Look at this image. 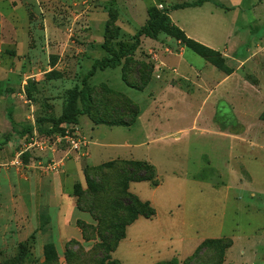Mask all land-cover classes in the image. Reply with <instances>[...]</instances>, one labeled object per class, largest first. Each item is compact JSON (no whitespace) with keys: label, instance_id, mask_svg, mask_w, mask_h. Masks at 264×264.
Returning <instances> with one entry per match:
<instances>
[{"label":"rangeland","instance_id":"rangeland-1","mask_svg":"<svg viewBox=\"0 0 264 264\" xmlns=\"http://www.w3.org/2000/svg\"><path fill=\"white\" fill-rule=\"evenodd\" d=\"M11 3L14 14L10 13ZM109 13L115 20L119 18V11L105 0H0V90L13 89L9 96L0 91V264H67L64 249L70 240L64 238L62 224L72 218L68 194L75 204L76 196L63 193L67 209L58 213L57 219L56 209L49 208L48 201L52 175L61 173L64 161L74 157L83 160V170L114 159L147 161L154 167L159 185L140 182V189L135 186V190L151 199L157 222L163 225L170 218L179 225L178 235L175 230L153 242L142 238L137 228L131 229L120 248L125 256L120 264H142L163 258L171 246H194L205 239L234 240L233 236L232 261L244 248L264 254L260 240L264 237V121L260 118L264 110V54L257 53L232 80L231 84L240 83L256 93L249 109L243 108L235 117L222 101L213 114L212 100L202 102L190 81L161 76L154 68V47L160 43L180 53L179 41L164 34L152 41L141 39L138 49L119 67L98 70L89 79L93 87L91 115L81 116L75 127L57 134L37 131L40 124L51 127L49 121L61 116L69 91L80 89L94 60L108 55L101 45ZM145 17L125 24L122 30L128 34H118L112 44L115 49L131 45L129 40ZM182 58L209 79L216 80L220 74L188 49ZM146 77L149 91L132 87L140 86ZM158 88H165L164 95L158 94ZM124 98L139 109L132 126L92 122L126 120L121 113ZM201 103L205 108L198 119ZM8 111L15 122L30 125L31 134L20 137L12 133ZM221 124L234 126L233 132L241 137L220 136L216 125ZM199 128L206 132L199 133ZM75 133L85 137V147H74L70 137H76ZM83 170L77 172L76 179L85 189ZM42 213L49 219L43 232L39 230ZM155 225L149 226L151 232L158 231ZM77 231L73 238H79L76 241L84 250L91 249L94 242L81 241ZM88 234L94 237L95 231ZM48 241L55 245L54 262L43 257V245ZM112 257L117 260L114 254ZM214 258L208 248L197 260L210 264Z\"/></svg>","mask_w":264,"mask_h":264},{"label":"crops","instance_id":"crops-1","mask_svg":"<svg viewBox=\"0 0 264 264\" xmlns=\"http://www.w3.org/2000/svg\"><path fill=\"white\" fill-rule=\"evenodd\" d=\"M7 1L8 0H6V2ZM36 1L39 2L41 0ZM105 1L119 11L120 15L119 18H117L116 25L124 34H128L122 30L126 27L125 24H135L137 23L136 19L139 16L144 19V16L146 15L145 20H143L144 23L140 24L138 27V29H140L147 20V9L152 6L155 7V3L157 2V0ZM198 1L201 2L198 5H191L184 8H173L176 5L194 4ZM164 2L168 5V16L172 23L182 30L188 38L204 45L205 47H208L209 49L219 52L225 58L228 67L233 69V72L226 75L215 67L220 74L216 80L209 79L205 73L201 70H198L197 72L182 58L185 50H187V48L183 45H177L178 50L179 48L182 49L180 53H178L177 50L171 49L173 52L170 54L166 53L164 50L165 47L168 46H164L159 43L156 47H154V49L158 52L159 57L163 62L161 76H174L177 79L190 81L193 85L195 93H198V97L203 98L202 102L212 100L210 109L213 114L216 113L215 108L219 101H223L228 107L229 112L234 116L244 111L243 108L248 110V107L251 106V98L256 97V93H252L248 89L245 90L240 83H236L234 85L231 83L233 82L232 80L238 77L239 69L246 66L257 53H260L261 55L264 54V0H164ZM20 5L22 11H24L27 15L24 6L22 4ZM10 13H15L14 5ZM121 14H124V18ZM142 40L152 41V39L149 38H142ZM150 89L149 85L144 88L146 91H149ZM157 90H159V95H164L163 91L165 88H158ZM235 95H238V97L236 98ZM204 106L205 105L203 103L199 104L198 119L204 112ZM216 126L217 132L222 137H230L235 140H237L236 137H241V134L233 132L232 129L234 126H227L226 128H222L219 125ZM244 128L246 129L245 126ZM198 132L204 133L206 130L199 128ZM240 139L241 142L250 144V141H245L243 138ZM89 156L86 159H88ZM63 166L64 167L61 173L57 172L51 177V194L48 204L50 206L49 208L52 207L56 209L55 219H57L58 213L61 214L67 209V207L65 208V205L63 204V193L68 191L72 194L74 184L78 182L76 179L78 176L77 172H82L84 165L83 160L78 157H74L65 160ZM139 183L140 182L130 183L129 190L136 194L142 201H149L150 204L154 206L151 199L143 198L135 190V186L138 187V190L140 189L141 184ZM67 184L68 187L66 186ZM255 194L256 193H252V196H255ZM68 201L72 209V218L62 224L64 238L66 240H79V238H73L72 236L74 234V230L77 228L81 241H83L81 232L76 226V221L81 220L92 225H95L96 222L87 212H81L76 208L74 199L69 197V194ZM53 202H55V207L53 206ZM156 215L152 219L139 217L133 224L126 228L125 238L120 241L113 253L118 261H124L125 256H123V253H120V248L128 240L129 232L133 228H137L139 233L142 235V238L150 242L155 241L159 236L169 237L175 230H178V235L180 231L179 225L177 223L175 224L173 219L167 218L162 225L160 221L157 222L158 215ZM53 218L54 216L52 219ZM153 224H157L155 226L158 231H150L149 226ZM233 239L232 246L227 249L225 253V260L223 264H264V254H259L255 248H250L248 250L244 248L238 252V259L232 261L229 256L233 253V248L235 246L234 236ZM260 240L261 242H264V237H261ZM201 242L199 244L196 243L194 246H190L189 244L181 246L177 245L176 247L171 246L169 251H164L163 258H159L160 256H158L155 257V260H151L150 262L149 260H146L142 264H157L160 262L170 261L175 257L178 258L177 260L179 263H182L186 258L190 257L194 253ZM186 249H189L188 253H186ZM149 258L150 257H148V259Z\"/></svg>","mask_w":264,"mask_h":264},{"label":"trees","instance_id":"trees-1","mask_svg":"<svg viewBox=\"0 0 264 264\" xmlns=\"http://www.w3.org/2000/svg\"><path fill=\"white\" fill-rule=\"evenodd\" d=\"M194 4L176 5L173 8H184ZM169 10H158L154 6L147 9V20L145 24L138 29L130 38L129 47L120 46L115 49L113 41L118 39L120 28L115 25V18L111 13L108 14V20L105 26L104 41L102 49L108 54L100 59L94 60L91 68L85 74L81 81V88L71 90L68 93L67 105L63 113L57 119H51V127L46 129L43 125L37 126V131L43 135H51L63 132L68 126H75L81 116L91 115L93 106V87L88 83L98 70L114 69L121 65L122 60L133 55L138 49L142 38L155 39L159 34L179 41L185 48L191 50L204 60L208 61L218 70L226 75L233 72L228 67L225 58L217 51L209 49L204 45L188 38L182 30L172 23L168 16ZM124 77V76H123ZM146 77L143 83L133 88L143 90L147 85ZM125 82V78H123ZM127 83V82H126ZM3 95L9 96L13 93L12 88L0 90ZM125 109L121 112L126 120L98 121L92 119L95 125L107 126H132L139 114L138 106L131 101L123 99ZM222 104H226L222 101ZM218 112V110H217ZM264 121V111L260 115ZM7 120L11 124V131L24 137L31 134L33 128L30 125L17 123L12 118L11 111L7 112ZM226 128L225 124L220 125ZM8 138L5 137V141ZM3 144V143H2ZM5 144V143H4ZM83 179L86 188L83 189L79 182L74 184L73 193L76 196V208L79 211L88 212L95 225H89L84 221L78 220L76 226L79 228L82 240L84 242L93 241V247L84 250L83 245L76 240L67 241L64 249V256L67 264H120L113 259L118 244L125 238L126 228L133 224L139 217L152 219L156 215L154 207L149 201H142L136 194L129 190L130 183L148 182L152 187H157L159 182L156 179L154 167L147 161L133 159H114L99 166H87L83 170ZM41 223L39 230L45 231V224L49 223L48 217L41 214ZM89 230H94V237L88 234ZM232 246L230 238L205 239L196 248L194 253L186 258L182 263L172 259L157 264H205L197 259L206 249H212L215 258L210 264H223L225 252ZM43 257L45 261L54 262L57 259V252L53 242H46L43 245Z\"/></svg>","mask_w":264,"mask_h":264},{"label":"built area","instance_id":"built-area-1","mask_svg":"<svg viewBox=\"0 0 264 264\" xmlns=\"http://www.w3.org/2000/svg\"><path fill=\"white\" fill-rule=\"evenodd\" d=\"M155 8L158 10H165L168 9V5L164 2V0H157V2L155 3ZM165 52L166 53H172L173 51L171 50V48L169 47H165ZM152 54H153V58H154V68L157 71H162L163 69V62L161 61L159 54L157 53V51L155 49L152 50ZM156 78H160V75H157ZM71 127H75V126H71ZM76 136V133H75ZM71 142L73 143L74 147H85L88 142L85 139V137H81V136H76V137H70Z\"/></svg>","mask_w":264,"mask_h":264}]
</instances>
